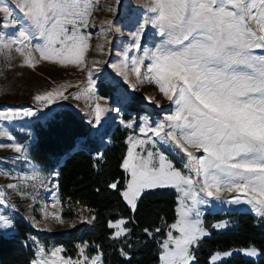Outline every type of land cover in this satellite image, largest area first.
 Wrapping results in <instances>:
<instances>
[{"label": "snow or ice", "instance_id": "1", "mask_svg": "<svg viewBox=\"0 0 264 264\" xmlns=\"http://www.w3.org/2000/svg\"><path fill=\"white\" fill-rule=\"evenodd\" d=\"M97 3L98 0H15L14 7L21 13L17 17L13 6L0 0V28L18 29L13 38L0 34V49L11 50L16 45L15 51L29 67L42 60L62 66L83 65L89 35L81 28L88 26ZM148 10L152 15L132 36L137 39L145 25L150 24L161 41L154 48H145L142 56L133 57L130 68L128 63L122 68L154 82L174 107L154 126L145 122L140 131L145 135L151 133V137L135 141L133 149L155 137L163 144L177 147L186 155L187 162L180 169L160 151L140 156L130 149L122 167L131 173V180L126 181L122 195L135 208L144 189L177 190L178 219L168 227L179 235L167 233L161 244L160 264H190L195 259L190 246L206 235L197 206L207 201L199 193L218 200L222 192L243 193V197L236 196L230 202L246 203L264 218V55L253 54L254 49L264 50V0H151ZM33 38L40 43L33 44ZM34 53H38V59ZM145 60L150 63L141 71ZM88 77L85 92H91L94 83L91 71ZM62 94L47 91L34 96V100L51 104ZM102 111L97 104V121ZM33 114L31 110L23 112L24 116ZM18 115L0 111V119L5 121ZM0 136L11 139L3 130ZM10 147L16 153L24 151L19 144ZM198 152L203 155H195ZM38 178L35 172L14 177L20 184ZM17 186L7 185L9 189ZM4 195L0 190V203L5 202ZM55 218L63 222L59 216ZM120 224L123 221L110 227ZM0 226L10 227L11 221L0 215ZM125 231L121 227L116 235ZM78 248L83 254V247ZM243 251L249 256L257 254L255 248ZM61 252V248H39L32 264H84L64 259ZM49 253L54 259L49 258ZM89 259L90 264H97V257H85Z\"/></svg>", "mask_w": 264, "mask_h": 264}, {"label": "rangeland", "instance_id": "2", "mask_svg": "<svg viewBox=\"0 0 264 264\" xmlns=\"http://www.w3.org/2000/svg\"><path fill=\"white\" fill-rule=\"evenodd\" d=\"M6 2L13 6L15 16H21L19 10L14 7L15 0H6ZM150 3L151 0H98L95 5L96 10L92 12V16L89 18L88 26L81 28V32L89 35V50L85 53L86 62L80 66L71 64L62 66L58 63L42 60L29 67L24 64V58L15 51L16 45H13L11 50L0 49V90H2L0 93V111L20 113L11 121L0 119V130L7 132L11 137L9 139L6 136H0V190L5 194L2 198L5 202L0 203V215L11 221L10 227L0 226V234L9 235L13 233L12 223L15 218H21L32 229L43 234L66 232L76 223L88 222L90 219L80 209H76L77 214L73 219L65 220L61 217V208L56 196V185L53 181L54 172L43 173L28 156L30 143L33 139L31 121L34 119L41 121L43 115L59 107H69L80 113L90 127L99 134L105 131L106 134L102 137L103 144L108 142V132L112 126L119 125L128 129L127 151L124 160L127 158L130 149L140 156H147L150 151H160L176 168L183 169V164L187 162L186 155L173 144H163L157 138L152 137L148 143L137 144L133 149L135 141L148 140L151 137V133L145 135L140 131L145 122L154 126L163 120L174 107L159 91L154 82L137 77L134 72L124 71L122 68L124 63H128L130 68L133 57L142 56L145 48H154L161 41V37L156 35V29L150 24L145 25L143 32L137 39L132 36V33L137 32L139 25L144 22L145 18L152 15L148 10ZM105 21H111V24L105 23ZM17 30L16 28H0V34H3L6 39L13 38ZM32 42L33 44L40 43L37 38H33ZM136 43H139L140 47H133ZM253 54L264 55V50L254 49ZM34 55L38 59V53H34ZM149 63V60H145L141 71H144ZM118 68L124 71L123 75L118 72ZM89 71L92 73L94 83L92 91L85 92L84 89L88 86ZM104 84L117 87L111 97H102L98 93L99 87ZM60 85L66 87L61 89L59 88ZM67 85L71 86L68 87ZM52 90L62 91L63 94L55 98L51 104H47L46 101L34 100V96L37 94H44ZM129 98L141 102V109L138 112L126 111ZM97 104L103 109L99 121L96 119ZM26 110H31L34 114L24 116L23 112ZM124 114H127V119L123 118ZM16 134H19L23 139L20 140L15 137ZM12 144L22 146L23 153H16L10 147ZM190 150L195 152L194 149ZM195 155L201 156L203 153L198 152ZM122 164L121 170L125 175V183L120 195L129 210L133 212L134 208L122 195V192L126 191V181L131 180V173L123 168ZM33 172L38 173L39 177L34 182L20 184L14 179L21 174H32ZM3 173H9V175ZM10 183L17 184V188L9 189L7 185ZM162 188L170 189L176 195V219L173 222L175 223L178 219L180 194L173 187L152 189ZM147 190L149 189H144L141 194ZM199 195L207 201V203L197 206L200 212V222L201 217L206 213L227 210L247 211L255 217H260L250 205L230 202L236 196L243 197V193L222 192V197L219 200L214 196L208 197L204 193H199ZM56 216H59L60 221L63 222L57 221ZM120 221L125 223V220L121 219L112 225H117ZM123 224H120L119 227L112 226L115 233L120 231ZM221 227V223L215 225L217 230ZM170 231L173 236L179 235L175 229L168 228L167 233ZM167 233L161 244L167 239ZM32 243L34 259L37 258L39 248L44 250L60 248L52 245L43 246L36 241ZM193 246H190V250ZM249 248L254 247L216 252L208 258L207 262L208 264H219L233 254L251 260L257 258L258 251L254 256L245 254L243 250ZM78 253L79 258L72 261L79 260L84 261V264H90V259L85 260L86 256L84 253L81 254L80 248H78ZM224 253H229V255L225 256ZM213 256H217V259L213 260ZM91 257L96 256H88V258ZM49 258L54 259L50 257V253ZM97 264H99V259ZM157 264H160V254Z\"/></svg>", "mask_w": 264, "mask_h": 264}, {"label": "trees", "instance_id": "3", "mask_svg": "<svg viewBox=\"0 0 264 264\" xmlns=\"http://www.w3.org/2000/svg\"><path fill=\"white\" fill-rule=\"evenodd\" d=\"M116 88L104 84L98 93L111 97ZM140 109L141 102L129 98L126 111ZM123 118L127 119V114ZM30 127L33 139L29 159L43 173L54 172L61 217L73 219L80 209L90 219L66 232L43 234L15 218L13 233L0 234V264H32L33 241L60 247L64 259H78L79 245L86 257H98L99 264H157L168 225L176 219V195L167 188L149 189L140 195L133 212L129 210L120 195L125 183L121 164L127 151L128 129L112 126L108 142L103 144L105 131H94L80 113L64 106L46 113L41 121L32 120ZM15 137L23 139L19 134ZM113 184L116 187L110 186ZM121 219L127 231L116 235L110 224ZM219 223L222 227L217 230L215 225ZM201 226L206 235L192 247L195 259L190 264H208V258L216 252L248 247L258 251L257 258L233 254L219 264H264V218L227 210L204 214Z\"/></svg>", "mask_w": 264, "mask_h": 264}]
</instances>
